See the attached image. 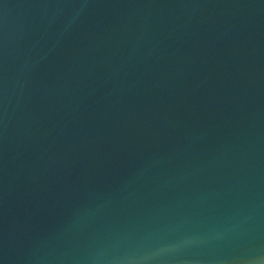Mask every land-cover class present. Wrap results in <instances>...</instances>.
Masks as SVG:
<instances>
[{"label":"water","instance_id":"95a60500","mask_svg":"<svg viewBox=\"0 0 264 264\" xmlns=\"http://www.w3.org/2000/svg\"><path fill=\"white\" fill-rule=\"evenodd\" d=\"M0 264H264V0H0Z\"/></svg>","mask_w":264,"mask_h":264}]
</instances>
